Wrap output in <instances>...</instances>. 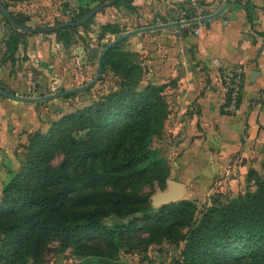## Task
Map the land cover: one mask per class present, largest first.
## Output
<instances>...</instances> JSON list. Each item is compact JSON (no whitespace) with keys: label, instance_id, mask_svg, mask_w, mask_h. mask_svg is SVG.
<instances>
[{"label":"trees","instance_id":"16d2710c","mask_svg":"<svg viewBox=\"0 0 264 264\" xmlns=\"http://www.w3.org/2000/svg\"><path fill=\"white\" fill-rule=\"evenodd\" d=\"M12 16L25 25V16ZM8 27L5 53L12 57L23 34ZM76 28L57 29L58 41L69 46ZM122 32L106 23L98 38ZM122 44L106 50L99 77L112 71L115 87L53 121L46 132L29 134L21 165L0 198V264L38 262L51 240L72 247L82 258L78 264H125L120 247L142 234L150 244L168 241L180 248L175 264H264V177L254 169L243 194L215 199L199 211L187 199L153 208L141 192L144 184L165 187L169 176L165 158L151 147L169 102L166 85L138 89L144 69ZM55 153L61 154L57 164ZM109 217L131 218L110 228Z\"/></svg>","mask_w":264,"mask_h":264},{"label":"crops","instance_id":"0c3cea01","mask_svg":"<svg viewBox=\"0 0 264 264\" xmlns=\"http://www.w3.org/2000/svg\"><path fill=\"white\" fill-rule=\"evenodd\" d=\"M130 1L138 15L137 28H144L172 23L169 17L176 11L188 19L197 12L202 17L211 15L227 0H195V5L191 0ZM50 2L11 0L7 8L16 15V11L41 9ZM116 12L113 9L96 17L97 30L90 47L80 43L65 47L55 31L22 33L12 57L5 53L10 32L0 25V88L22 97H38L51 94V85L60 91L88 83L95 75L94 64L100 54L95 46L98 29L114 22L110 16ZM25 13L26 25L39 23L32 9ZM113 35L117 37L106 33L99 41ZM124 44L140 56L147 83L166 85L169 113L165 126L175 140L180 160L175 172L213 177L223 170L238 175L247 174L249 169L263 171L264 0H230L220 15L206 22L140 31L126 37ZM214 60L244 70L234 114L224 110L226 94ZM60 98L21 101L16 108H6L0 96V166L13 154L17 138L24 144L27 132L46 128V112Z\"/></svg>","mask_w":264,"mask_h":264},{"label":"rangeland","instance_id":"374dc122","mask_svg":"<svg viewBox=\"0 0 264 264\" xmlns=\"http://www.w3.org/2000/svg\"><path fill=\"white\" fill-rule=\"evenodd\" d=\"M47 7H42L37 9L36 7H28L30 10H22L24 12H17L18 16H26V11H32L39 16L37 21L39 23H33L29 27H47L53 26L57 22L61 21H73L79 18L78 13L87 11L94 7L95 5L105 1V0H52ZM130 0H124L118 5H111L103 8L98 13H96L92 18H90L84 26H78L72 31V39L74 40L69 44V46L74 43L83 44L84 48L90 47L92 43L93 32H96L97 20L100 13L109 14L110 10L117 9L115 16H110L113 20V24L119 26L120 30L124 33L137 28L136 18L138 15L135 13V8L131 6ZM0 4H6L9 6L11 0H0ZM21 11V10H20ZM85 11V12H86ZM25 13V15L23 14ZM1 15V14H0ZM98 15V16H97ZM0 25L5 26L4 29L9 31L8 24L5 18L0 16ZM26 25V24H25ZM28 26V25H27ZM6 30V31H7ZM56 31V30H54ZM54 31H49L53 33ZM100 31V28L98 29ZM90 34V35H89ZM99 35V32H98ZM116 36L109 37L106 40H95V46L98 52H101L103 46L109 43L111 40L115 39ZM96 43H99L96 45ZM123 49L129 50L125 44H122ZM68 47V46H67ZM97 58V57H96ZM137 63L141 64V59L138 53L134 52L131 57ZM96 64V65H95ZM94 64V71L97 67V59ZM142 66V65H141ZM143 67V66H142ZM144 69V68H143ZM142 69V70H143ZM145 72L141 73V81L139 82L138 89L143 88L147 82L145 80ZM117 77L112 71H106L102 78L98 79L97 82L86 90L75 92L68 98H60L58 102H53L51 108L46 112L47 126L44 129H34L26 133L23 136L24 144L20 142V138H17L16 145L13 147V154L9 158L1 161L0 166V198L2 190L5 185L12 179L14 173H16L21 165V161L26 152L25 146L28 144V136L34 131L46 132L53 121L58 120L63 115L75 112L79 109H83L98 100L102 94L109 91L110 88L115 87V81ZM83 83L82 85H85ZM168 118V116H167ZM164 121V126L159 135L153 136L151 140V147L157 149L161 156L165 158L166 166L169 168V176L166 180L165 187L161 188L157 183L151 185L144 184L141 186V192L148 193L149 201L153 208H158L162 205L173 203L179 200L187 199L192 201L197 210H201L205 204L211 201L227 200L230 198L237 197L243 194L248 188L247 174L243 175L238 173H228L223 170L220 174L213 177H202L196 175H180L176 171L177 164H180V160L177 159L176 152L174 149V139L169 129L165 126L166 120ZM45 120V118H44ZM6 155V154H5ZM61 160V154L55 153L52 158V163L57 164ZM3 166V167H2ZM257 172V170H255ZM259 175L264 177L263 171L257 172ZM174 182L181 186V192L177 199H164V192L168 189V183ZM129 218L118 219L116 217H109L105 221L107 227H113L115 223L127 222ZM145 234L133 236L123 242V245L119 249V258L125 264H175V259L179 256L180 248L176 247L174 244L163 241L160 244H150L145 241ZM1 241V236H0ZM82 261V258L76 255L72 247H62L56 240H51L46 244L43 256L38 262L28 259V264H78Z\"/></svg>","mask_w":264,"mask_h":264},{"label":"water","instance_id":"95a60500","mask_svg":"<svg viewBox=\"0 0 264 264\" xmlns=\"http://www.w3.org/2000/svg\"><path fill=\"white\" fill-rule=\"evenodd\" d=\"M117 1H119V0H105V1L95 5L91 9H89V11H87L85 14H83L82 16L77 18L76 20L61 21V22L55 23L53 26H47V27H29L27 25H23V24L16 22V20L12 16L11 12L3 4H0V14L5 18L6 22L11 27L16 28L21 33H24V34L42 33V32L54 31V30H57L60 28H65V27L81 26L86 21H88L90 18H92L96 13H98L100 10H102L105 7L113 5ZM229 1L230 0H227L226 3L221 7L220 10H218L217 12H215L211 15L205 16V17H201L198 19H188L185 21H175L172 23L157 25V26H152V27L137 28V29L125 32L122 35L116 37L115 39L110 41L104 47V49H102V51L100 52L99 57H98L97 69H96L95 75L92 78V80L89 81L88 83H86L85 85L77 86V87L70 88V89L60 90L56 93H51L48 95L38 96V97H22V96L16 95L15 93H11L9 91H6V90L0 88V96L3 98L2 104L6 108H16L20 105L21 101L22 102L38 103V102H41L44 100L62 97L65 94L83 91V90L91 87L92 85H94L97 82V80L99 79V77L101 75V70H102L103 56H104L106 50L110 46H112L113 44L118 43V42L124 40L126 37H128L134 33L140 32V31L155 30V29L166 28V27H177V26L184 25V24H195L197 22H204V21L206 22L207 20H210V19L220 15L222 13V11L228 5ZM180 192H181V186L178 183L170 182V183H168L167 191H165L163 194L164 199H166V200L167 199H177L180 195Z\"/></svg>","mask_w":264,"mask_h":264},{"label":"built area","instance_id":"2783aa9c","mask_svg":"<svg viewBox=\"0 0 264 264\" xmlns=\"http://www.w3.org/2000/svg\"><path fill=\"white\" fill-rule=\"evenodd\" d=\"M192 4L195 5V0H191ZM199 12L193 18H201ZM184 13L182 11H176L172 13L169 17V21H182L186 20ZM201 23V22H198ZM214 64L219 69L221 82L223 90L226 94V103L224 105V110L229 114H234L239 106L240 96L243 88V83L245 79L244 70L239 66L227 65L220 60H214ZM59 91V87L56 85H51L50 93H56ZM34 91L32 92L33 95Z\"/></svg>","mask_w":264,"mask_h":264}]
</instances>
